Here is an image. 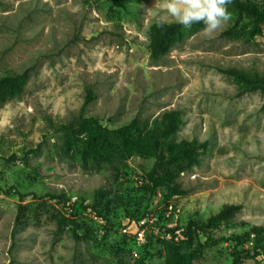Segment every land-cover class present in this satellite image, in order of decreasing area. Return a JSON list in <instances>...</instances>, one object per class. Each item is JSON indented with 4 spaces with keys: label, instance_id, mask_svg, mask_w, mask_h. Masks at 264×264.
Returning a JSON list of instances; mask_svg holds the SVG:
<instances>
[{
    "label": "rangeland",
    "instance_id": "obj_1",
    "mask_svg": "<svg viewBox=\"0 0 264 264\" xmlns=\"http://www.w3.org/2000/svg\"><path fill=\"white\" fill-rule=\"evenodd\" d=\"M247 1L264 10V0ZM160 2L0 0V75L26 77L19 94L0 98V264H164L163 239L181 245L179 228L225 204L238 208L215 235H242L238 249L252 246L250 227H264V95L240 94L223 71L264 74V20L229 6L222 29H189L153 59L148 29ZM81 108L110 129L147 128L176 110L169 141L206 146L172 188L152 190L143 176L153 157H123L115 140L108 160L84 154L85 135L63 128ZM35 201L54 220H16L18 206ZM233 246L181 250L191 264H233ZM239 257L264 264L263 251Z\"/></svg>",
    "mask_w": 264,
    "mask_h": 264
},
{
    "label": "trees",
    "instance_id": "obj_2",
    "mask_svg": "<svg viewBox=\"0 0 264 264\" xmlns=\"http://www.w3.org/2000/svg\"><path fill=\"white\" fill-rule=\"evenodd\" d=\"M237 17L243 14L252 17L255 21L264 20V10H260L257 5L247 0H232L229 5ZM204 26L202 23L193 24L190 30ZM189 29L179 24H171L163 29L157 28L154 21L148 29V50L150 57L158 59L166 54L170 48L181 41ZM223 71L234 77L239 83L240 94L250 92H260L264 95V74L256 71H244L237 68H224ZM25 74H3L0 75V98L19 94L23 90L25 83ZM87 92L83 107L89 100L90 95ZM179 113L176 110H169L163 113L161 121L150 127H139L140 125L131 120L127 123L107 128L101 125L96 117L86 116L82 113L76 120L63 125V128L72 135L78 136L84 134L82 141L84 154L92 159L108 160L112 157L113 145L111 141L117 142L118 150L123 157L138 155L141 157H153L154 161L148 172L144 173L148 186L155 190L157 187L165 186L172 188L175 179L183 170L190 168L199 161L201 150H204L205 141L181 139L180 141H169L170 135L175 131ZM238 208L237 205L225 204L217 212L211 213L206 219H190L183 228H179L182 235L181 245L174 239H163L165 257L164 264H191L192 254L183 252L181 246H191L195 242V251L200 253L204 246H212L220 241L231 240L233 246V264H237L239 256L255 257L264 252V227L252 226L244 233L249 239L253 234L252 246L249 248L238 249L243 243L242 235H215L223 228L231 226L230 218ZM41 210L44 214L39 212ZM29 214V216H28ZM46 215V216H45ZM33 221L40 222L43 217L54 220V215L40 201L30 202L29 204L19 205L17 209L16 220L30 217ZM64 216L58 215L55 219L56 227H60ZM161 229V227H160ZM73 234H75L73 232ZM203 236L201 242L199 237ZM140 264L145 263L140 259Z\"/></svg>",
    "mask_w": 264,
    "mask_h": 264
},
{
    "label": "clouds",
    "instance_id": "obj_3",
    "mask_svg": "<svg viewBox=\"0 0 264 264\" xmlns=\"http://www.w3.org/2000/svg\"><path fill=\"white\" fill-rule=\"evenodd\" d=\"M231 3L232 0H161L151 15L157 28L175 23L190 29L202 23L205 34L210 36L230 21Z\"/></svg>",
    "mask_w": 264,
    "mask_h": 264
},
{
    "label": "built area",
    "instance_id": "obj_4",
    "mask_svg": "<svg viewBox=\"0 0 264 264\" xmlns=\"http://www.w3.org/2000/svg\"><path fill=\"white\" fill-rule=\"evenodd\" d=\"M141 233H142V231H141V232H139V233H137V234H140V235H142Z\"/></svg>",
    "mask_w": 264,
    "mask_h": 264
}]
</instances>
